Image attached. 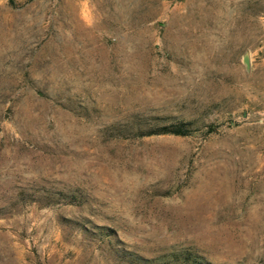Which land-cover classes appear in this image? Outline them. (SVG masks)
<instances>
[{
  "label": "rangeland",
  "instance_id": "1",
  "mask_svg": "<svg viewBox=\"0 0 264 264\" xmlns=\"http://www.w3.org/2000/svg\"><path fill=\"white\" fill-rule=\"evenodd\" d=\"M182 250L264 264V0H0V264Z\"/></svg>",
  "mask_w": 264,
  "mask_h": 264
},
{
  "label": "trees",
  "instance_id": "2",
  "mask_svg": "<svg viewBox=\"0 0 264 264\" xmlns=\"http://www.w3.org/2000/svg\"><path fill=\"white\" fill-rule=\"evenodd\" d=\"M11 1V0H9ZM187 123L177 122L170 124H163L158 126L157 129L153 132H149L152 134H173V135H186L188 133V129L186 128ZM212 131V128H209L207 132ZM63 195V194H62ZM66 198V203H72L73 197L63 195ZM170 259L178 262L179 264H206L202 262L201 257L196 255L193 252L182 250L176 253L169 255Z\"/></svg>",
  "mask_w": 264,
  "mask_h": 264
},
{
  "label": "water",
  "instance_id": "3",
  "mask_svg": "<svg viewBox=\"0 0 264 264\" xmlns=\"http://www.w3.org/2000/svg\"><path fill=\"white\" fill-rule=\"evenodd\" d=\"M241 61L245 65V67H247V56H246V53H243Z\"/></svg>",
  "mask_w": 264,
  "mask_h": 264
}]
</instances>
